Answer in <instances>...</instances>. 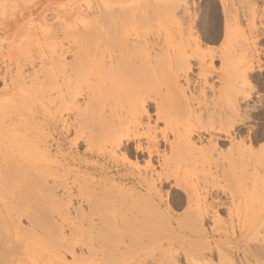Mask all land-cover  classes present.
Instances as JSON below:
<instances>
[{"label":"bare ground","instance_id":"1","mask_svg":"<svg viewBox=\"0 0 264 264\" xmlns=\"http://www.w3.org/2000/svg\"><path fill=\"white\" fill-rule=\"evenodd\" d=\"M6 1L7 0H0V28H2V31L4 32V34H1L2 40L4 39L6 47L11 51L12 55H17V57H20V58H26L30 55H33L32 56V59H33L35 58L34 54H32L33 45H34L33 43L35 40L32 39L28 43H25V39H23L25 32L29 30L30 22L32 21V24H34V26L40 25L39 27H41V31H38V32L42 39L50 38V37L54 38L55 33L53 29L45 30L44 23L42 22L43 20H27V19L28 18H31V19L39 18V16L43 12L49 9H52L54 11H59L63 14L64 11H66L67 9V2L66 0H14L16 3H18L14 6V8L16 9H14L13 11H10L9 13H6V10L9 9L8 6L13 5L12 3H9V2L6 3ZM8 1H13V0H8ZM72 1L74 2V3H71L73 4L72 8L70 9L69 12L64 14V17H65L64 20H66L69 23L59 22L61 29L64 33L63 35H64L65 42L61 40L52 41V39L50 40L53 43L48 41L50 45L52 44V47L50 49L51 53H48L49 55H51V57L49 56L50 58L47 59V60H50L48 61L50 64V67L48 66L49 72L44 71L47 69L46 67L47 65L43 66L45 67V69L43 67H40L41 68L40 70L41 72L44 71L47 74V73H50L49 68L51 69V73L49 75L52 74L51 76L52 78L47 76L49 78V83L47 84H51V85L50 87L48 85L47 88L48 87L50 88V93H52L54 97L51 98L52 94H50L51 95L49 96L50 102H51V99L52 100L62 99L61 102L65 100L68 102L66 103L67 106H65L66 109L68 110V114L70 115L74 114V116L78 114L82 117V118L78 117L81 120L79 119L80 121H77L76 123H69L70 121L68 120L66 130L64 131L66 132L68 131L67 133H69L70 130H73L76 135V138L74 137L75 143L77 142V139L80 138L81 142L85 144L86 152L90 158H95L96 161L100 159L104 161V164L100 166V169H97L95 165H92V167L90 166V168H92L91 170H93L88 173L90 176L107 174L105 164L107 163L109 164L111 162V157L113 153H114V168H117L118 165L116 164V159H115V154L117 151H123L122 155L123 154L131 155L135 157L136 159L138 157L141 158L142 156H147V161L145 162L144 168L141 170L137 169L138 171L137 175L136 174L134 175L132 172L128 173L132 175L131 176L132 180H135L139 184V186L144 187L143 188L144 195H141L139 192V195L141 196L137 195V193H136V196H132L131 195L132 191L127 192L128 193L127 196H131V200L136 201V203L144 202L143 204L144 207H146L145 204L147 205V209H146L148 210L147 214L143 215L140 213V217L133 216L134 219L133 218L130 219V216H129V219H130L129 222L124 223L125 221L123 220H121L120 222L122 225L124 224V226L122 227H126L129 224L131 226V230L134 231V234H135V235H132L133 245L126 247V249L132 247L131 250L127 249L128 251H131V253L130 252H127V253H130V254L133 253L132 255H134V258L132 260L133 262L131 263L148 264L147 260L149 259L150 264H180V261H184L186 264H203V262L206 260H208L209 263H210V260L212 262L213 257L217 256V259L218 260L220 259L219 261H221L222 259H227V262L229 261L228 263L232 264L231 263L232 259L230 257L229 258L231 260H229V258H225L226 256L225 253L226 252L228 253L229 247L228 248L226 247L227 250L224 248L225 249L224 251L222 248L223 246H221L220 243H218L217 245L216 243L215 245L214 244L212 245L211 241H209L208 239H209V236L215 237V238L216 236H221V234L217 230L219 229V225L222 221L217 214L220 211H226L228 213L230 220L234 216L237 217L235 219L237 221L235 225H237L240 231L243 229L245 230L247 228V223H245V221L242 219V216L246 217L247 215H249V211L252 208L250 196L246 197L250 195L248 192L249 188H248L246 181L250 179L249 177H251L250 175L252 173L249 172L250 170L248 168L250 165L248 164L250 163H247L248 161L246 162L245 160L246 156L244 155H247L246 153H247V150L249 149L247 148V150H245L247 146L244 147V145L242 144L243 142L242 143L239 142L237 144L231 142L232 140L231 139V136H232L231 128L233 127V125H236L235 128L237 130H240L241 129L240 126L243 125L244 120L246 119V116H245L246 112L244 111L246 102L245 104H243L244 103L243 101L250 99V95H253L251 94L252 89L254 90L253 88L254 86L249 85V82L247 80L248 79L247 75H248V72L255 71V69L259 71L260 69H262L261 67L262 65L260 63V58L258 57L259 52L257 51L256 45H253V48H256V51L258 53L256 51L253 52L250 50L249 42H247L246 40L248 37L246 39L243 38V40H238L235 34L234 33L232 34V32H230L231 30L230 29V20H231L230 17L232 16L235 17L237 12L240 11V13H242V15L247 19V20L246 19L244 20L248 21V19H250L252 22V23L248 22L250 24L249 37L251 34L255 38L256 33L258 32V29L261 28L262 33L260 32L259 35L262 34L263 35L262 40H264V23H261V21L264 20V0H220L222 10H223L222 13H224L222 15H224V18H225L224 24H223V32H222L224 39H223L222 45L218 49L212 50V51L209 50L210 52L200 51V45L202 44V42L199 43L193 37L194 32L198 33L196 31L199 29V25H201L202 21L177 20V21H160L157 23L155 22V20H142L140 21L141 22L140 23V22H136V20H107V19H110L111 16H113L114 17L113 19H115L117 16L122 15V12L125 14L126 12H130L131 9L133 8L132 6H134L135 4H137V2H140L141 0H94L97 7L101 8L100 9L101 14L99 10V13H97L98 15H95L93 20H89L85 16V14L82 13V5H81L82 1H85V2L87 1L86 0H72ZM146 1L147 3L149 2L148 4H150L151 2L152 3L154 2L153 0H146ZM159 1L167 2L168 0H159ZM185 1H188V0H185ZM170 3H173V2H170ZM151 5H152L151 7H153V4ZM186 6H187L186 4L182 3L183 12L180 13V15L181 14L183 16L186 15V14H183L187 12V10L185 9ZM236 6L238 8L240 7L239 8L240 10L237 11ZM154 7H155V4H154ZM165 7L167 8V10L170 9V8L168 9V6L166 4H165ZM258 7H260L261 9L259 12L260 14L262 13L263 17H261L259 12H257L259 9ZM157 8L158 7H156V9ZM188 9H190V7ZM112 10H114V12ZM95 12H97V10ZM109 12H111V14L113 13L114 14L111 15L110 18H107V16L110 15L108 14ZM256 12L259 14V15L257 14V16L261 17V18L259 17V20L263 18L259 22L261 24L260 25L258 24L259 26L257 27H256V24H254L255 21L253 22L254 17L256 16ZM232 13L233 15H231ZM242 15L239 16V13H238L237 16L239 17L237 16L236 17L243 18ZM102 16L106 20H102L103 19ZM185 17L186 16H184V19ZM192 17L194 19V16H191V18ZM228 18H230V20H227ZM208 21L211 24L210 30L208 31L211 36L210 38L211 40L216 41L218 40V37H220L219 36L221 33L220 29L214 28L212 26L214 23L212 24L211 20H208ZM142 27L145 29L149 28L151 30L152 39H155L156 41L155 44L158 47L157 51L159 50V53H155L156 49L155 51L153 50L154 54H157L159 56H165L168 66L171 65L170 66L171 68L169 67L170 69H168V67L166 68L161 67L162 68L161 69L158 66L159 64L158 65L156 64V66L151 65V63H153L152 62L153 60L157 58L160 59L157 56L155 59L153 58V60L151 59V56H149L151 59L148 61L149 64L147 60L145 61L143 59L148 56L147 53L149 52V46L147 45H149L150 42L147 43L145 39L146 37L141 36V34L143 33L137 30V28H141L142 30L143 29ZM35 30H37V27L35 28ZM238 30H241V29H238ZM199 33L201 34V32ZM76 34H79V37L82 36V39L84 37L85 39L95 38L96 39L95 41L102 40L101 43L99 42L101 47L98 45L100 47L99 49H101L100 51L103 50L102 49L103 41H104L103 44H105L106 42H107L106 44H108L110 41H111L110 42L111 44L112 42L114 43V54L111 52L113 54L112 55L109 52L110 55L114 57V60L112 58L109 60L107 59L108 61H110L109 65H112L114 63L112 65V68L114 70V73L115 72L117 73V74H114V84L111 83V85L114 86V95H113L114 97L113 99H111V100H114V103L111 102V105L114 104L113 107H111V105H106V106L104 105L103 100L105 99V97L103 99V97L101 98L100 96L102 95L104 96L105 93L101 94V92L105 88L100 92L99 90L101 89L98 90L99 86L98 87L95 86L96 88H92V89H95L94 91L95 93L93 91H86L85 92L86 94H83L86 96L87 101L82 99L84 100V103L82 101L83 104L80 102L82 106L78 104L79 100L77 101V99L80 98L82 94V93L81 94L79 93L80 89L78 90V92L69 91V94H68L67 91L71 88L72 85L69 86L70 88L67 90L68 88L67 82L69 80L68 77H69V74H71V71L73 73L74 61H77L76 63H78V57L80 56V51L82 53L81 55H83V52H86L84 51L85 49L81 46L83 44L80 45L82 50H79V48L78 50L74 49V47L75 48L79 47L78 43L81 42V43H84L85 46L87 45L86 47L85 46L84 47L88 51L90 50L89 46L91 44L89 42L87 44L85 42H82L84 41L82 39H81L82 41L78 42L75 37ZM209 34H208V37H209ZM35 35H36V32L34 36ZM246 36L247 35H245V37ZM61 37H62V34H61ZM85 41L87 42V40ZM150 41L152 42L151 39ZM241 41L242 43H239ZM46 43L47 42H45V44ZM63 44H65V46L67 47H65ZM111 44L109 45L111 46ZM63 46L65 48H63ZM95 46H97V44H95ZM150 46L152 47L153 45L150 44ZM105 47L107 48L109 46L105 45ZM151 47L150 49L152 50ZM103 48H104V45H103ZM94 49H91L92 53H94V51H97ZM71 51H72V56H71L72 58L70 61H66L69 57H66L67 59H65V56H66L65 54L69 52L71 53ZM142 51L146 53L144 54L143 52L144 54L143 56H141ZM100 53L102 55L103 51ZM85 55L83 56L84 60H82V57L80 56L81 59L79 60V65L76 66V70L78 67L77 71H80V69L84 66L83 65L80 68L81 66L80 61H82V63L85 62L86 63L85 66L91 65L92 62L88 61L89 59L87 58L88 59L87 60L86 57H89L91 59L92 57H90L89 54H88L89 56L86 55V57ZM105 55H108V54L106 53ZM151 55L153 54L151 53ZM104 57L107 58L108 56H104ZM149 57L146 59H149ZM105 58L103 61L101 57L100 58L97 57V59L100 62L98 66H101V69H103L102 67L105 64ZM173 60L175 62H173ZM156 61L157 60H155V63ZM214 61L219 62L218 69L214 68L213 66ZM4 62H5V59L0 58V64H3V66L2 65L0 66V82L3 83V86H6V78L8 74H10L9 73L10 70H8L10 64L9 62L7 63L6 62L4 63ZM159 62L162 63L161 61ZM192 62H194V64H196L198 68V72H199L198 77H197L198 83L194 81L193 78H191V75H192L191 73L193 69L191 65ZM172 63L173 64L175 63L174 64L175 68ZM7 65H9L8 68L6 67ZM105 65L107 67L109 66L107 64ZM17 66L19 67V65ZM150 66H154V69L155 67L160 68L159 69L160 78H159V75L156 74L158 73L159 70H157L156 68L155 69L157 70L156 72L153 69V67H150ZM107 67H104V69L106 68L107 70ZM42 68L44 69L43 71H42ZM109 68H108V71L111 69ZM82 70L83 68L81 69V71ZM98 70H100L99 67H98ZM14 71H16V69ZM14 71L13 73H15ZM81 71L78 72L80 74V76L78 74L77 76L78 78L74 76L73 79L75 80L70 81L71 83L74 84L73 85L74 87L72 86L73 88H77L76 87L77 85L75 84L77 83V80L80 79L79 77H81V75H84V74L86 75L89 72L87 68H86V73H84L85 70H83L82 71L83 73L81 74ZM18 73L16 74L20 77ZM34 73L36 74V72ZM101 73L105 74L106 71L102 72L101 70ZM101 73H100V76L102 75ZM15 75L14 77L16 80V77L18 78V76H15ZM156 75H158V77ZM92 76L97 77V79L99 80L98 75L95 76L93 74ZM155 76L156 78H158V80L161 79L163 83L161 84V86L163 85V87L161 88L159 87L158 90L155 84L154 86H152L151 84L148 85V82L149 81L151 82L150 79L154 78ZM212 76L215 77V80L218 83V86L215 88L213 85H208L209 83L207 84L208 79ZM30 77L32 78L31 74L29 75L28 78ZM36 77L34 76L33 78L36 79ZM82 78L83 77H81V79ZM44 79L45 81L47 80V78H44ZM50 79L52 80L51 83H50ZM97 79L95 80L98 81ZM146 79H147V83H146ZM108 80L111 82V79H108ZM143 80L145 81L144 83H146L147 86L149 87L151 86V87L148 89L147 88L145 89L142 84ZM9 81L12 84V81L11 80ZM14 82L16 83V81ZM36 82L42 83V81H37V80L35 81L33 80V82L30 81L32 85L34 83L38 84ZM258 82L261 83L262 79ZM99 84L100 82L99 83L97 82L96 85H99ZM196 84H199L198 88L195 86ZM262 84H260V86H262ZM68 85H70V83ZM111 85H110V88H108L109 86L106 87L105 91H108L109 89L111 91L113 89L111 88ZM156 85H159V84H156ZM34 86L35 85H33V87ZM247 86H250L248 87L250 89H247ZM5 88L6 89H4V91L11 90L9 85L6 86ZM162 88H164V91L161 90ZM206 88H208V90L213 93L212 95L215 96L212 99V100L215 99L213 101L214 103H212L215 106L214 107L212 105V107H214L213 109H209V107L205 105V102L207 100L206 91H205ZM96 89L100 92L99 95H98L99 92ZM194 89H197L199 92ZM246 89H247V92H246ZM197 92L199 93V95H197L198 94ZM107 94H105V96H107ZM44 95H45V92H44ZM145 103L149 106V108L153 110L152 113L149 112L150 110L148 111V109L147 110L145 109L144 107ZM57 104H55L57 106L56 108H58L59 106H60L59 108H63L62 106L66 105L65 103H63V105H59V104L57 105ZM242 104L244 105V107L242 106ZM58 109L56 110L58 111ZM74 119H77V117ZM74 119L72 118L71 121H73ZM143 119L146 120V121L144 120L145 124L142 123ZM151 122L153 123L152 124L153 126L150 125ZM160 123L162 124V127H158ZM138 129H141V131L143 130V132H137ZM201 133L208 136L207 137L208 139L206 140V142L209 143L207 144V146H209L208 148L207 146L197 147L198 145H196V142L193 140V138L196 137L197 141L201 143L203 140L202 139L203 135ZM225 142L230 143L229 144L230 146L226 150V153L225 152L222 153L223 150L220 151L221 153H219L218 151L217 153L216 152L217 145H220V144L222 145ZM132 144H133V148H132ZM161 146L167 149V151L165 150L163 154H160ZM162 150L164 151V149ZM212 151H214V153L217 156L216 159L213 158L214 160L212 159V155H214L212 154L213 153ZM249 152L251 151H248V153ZM153 158L157 160L156 163L159 166V172H155V169L152 167L151 162ZM3 159L6 160V157ZM7 159H8V162L7 161L6 162L10 165V167L8 165L7 166L8 168H7L6 165L4 164L6 168L0 170V200H3V202H5L6 200L10 198L9 196H15L17 197L15 202H17L18 200L19 202V203L17 202L18 205L19 204L22 205L21 203L28 202L31 204L30 205L27 203L28 206L30 205L31 206L30 208L32 207L34 208V206H32L33 205L32 202L33 200L34 202L36 201L35 199L37 197V194H42L48 197L50 195L52 198L56 197L55 193H52V189L49 187H45L46 192H44V190L39 189L37 185L39 183L38 182L39 179L36 181L37 175L33 170H28L27 172L22 170L24 171V173H26L25 175H23L24 173H22L21 170L18 168L22 167V169H24V167L17 166L18 170L13 169L15 165L13 163H10V161H12L10 158H7ZM92 163L93 162H91L90 164ZM198 163L201 167V169L199 168L200 173L199 172L197 173ZM128 165L129 164L127 161V166ZM182 167L184 168L183 172L181 170ZM212 167L214 168V170L213 169L211 170ZM252 170L251 171L253 173H257V170L263 171L264 169L261 170L259 167L256 166V167H253ZM116 171L117 169L114 172V180L116 178L131 179L129 177L130 175H127V174L119 175L117 174ZM256 175L252 177L255 178ZM263 175H257V177L259 176L260 178ZM196 177H200L202 179L200 180V182L203 181V179H206L207 177H211L210 180L208 178L209 180L208 182L211 184L204 186L203 189L201 188L202 192L200 191L198 187H194L193 183L191 184V186H188L187 189L184 188L187 194V198H186L188 199L187 203H189L188 210L182 215L178 217L176 216V218H173V216L169 215V211L167 210L168 213L165 214L163 218L162 215L160 214L162 211L159 209L160 207L158 206L160 201L158 200L159 202L158 204H156L155 201L157 199L154 201V199H152L153 197H151V193L154 190V189L152 190L151 188H155L154 182L157 181L159 183H162L163 181L166 182L169 180L171 181L173 180L175 183L173 184L175 186L177 185L178 187L179 186L182 187L183 185L186 184L185 181L187 180L194 181ZM41 178L44 179L45 177L40 176V179ZM220 178L224 180L223 182L225 183L226 181L231 180L230 181L231 186H229L227 183H226L227 185H225L224 183L220 184V181L218 180ZM212 179L214 183L216 181H218V183L212 184L213 182V181L211 182ZM18 180L19 182L17 183ZM39 185H41V183ZM83 190L88 192L87 188ZM253 190H254V187L251 188V192H253ZM124 193L126 195V192ZM108 194L109 193L107 192V190L99 186V187H94L91 193L88 192L85 197L81 196L84 203H86V206L88 205L87 209H90V210L92 209V211L96 210L97 212H99V214H97L98 215L97 222L93 223V225H95L94 227L97 228V234H100V236L96 234V236H98L99 238L101 236L104 237L103 235H105L106 232H110V233L111 231L113 232L114 226L116 223L114 222L115 221L114 211H112L111 207H108V203L106 202ZM219 194L223 196L226 195L227 201L222 200L221 197H219ZM152 196L154 195L152 194ZM33 197L35 199L32 200ZM9 200L11 201L12 198H10ZM55 201L56 200H53V202ZM56 204H57L56 206H58V203ZM3 205L5 206V204ZM11 206L13 207V205ZM36 206L37 205H35V208ZM47 206L49 205H46L45 209L47 208ZM9 207L5 206V209H9ZM12 207L10 209H12ZM80 209H78V211ZM36 210H38V216L40 214L43 215V221H45L46 217H44V215L47 214L48 211H43L42 213L43 208H41V206L36 208L35 212ZM3 212L4 211L0 208V222H2ZM74 212L77 213V210H75ZM78 213L81 217L85 216L83 215L84 213L81 211H79ZM135 213L137 214V212ZM29 214L33 215L34 213L32 212L30 213L29 211ZM162 214H164V212ZM26 217H28V215ZM50 218L49 220H52V218L51 219ZM27 219H30V218L28 217ZM32 219L35 222L37 221V219L35 220L34 217ZM208 219L211 220V226L205 227L206 225L205 222ZM49 220L45 221L47 223L46 227L48 228V231L52 233V234L51 233L48 234V237H51V235L57 237L58 231L61 233L60 227L59 225H56V223L53 222V220L52 221H49ZM29 221L31 222V220ZM91 222L88 224L91 225L92 224ZM31 224L35 225L34 223H31ZM121 224L119 225L121 226ZM35 228L37 227L35 226ZM138 230H140L141 232H147V233L146 234L140 233ZM98 231L100 233H98ZM150 231L154 233H151ZM157 231L159 232L158 235H160V238L156 237L158 233ZM103 232H105V234H103ZM233 232L234 231L232 230V233ZM111 234L114 235V233H111ZM161 234L165 241L164 243L161 242L163 248L158 249L159 250L158 251L157 248L154 246V244L152 245L151 243H154L153 240H155L154 239L155 237L159 238V240H162L163 238L161 237ZM241 234H242V231H241ZM238 235L240 236V233ZM53 236L51 238H53ZM57 238H59V236ZM100 239H104V238H100ZM128 239L129 241H132L130 240V238ZM231 239L233 240L234 237H231ZM144 240H146L145 242L148 245H145L144 242L142 244V241ZM256 242H257V239H256ZM0 243H1L0 249H2L1 240H0ZM108 243H110L111 245V242H108ZM257 244L256 245L258 247L259 245L261 246L262 243L261 244L257 243ZM260 246L258 248L255 246L256 248L253 250L250 249L251 251L248 252V254L244 253L246 254L244 256H246L247 258H251V259L254 258L253 261L255 260V262L258 264L260 256L262 258L264 257V255L262 254V251L264 250ZM4 250L5 248H3L1 251H4ZM237 251L238 249L234 252L236 253ZM248 251H249V247H248ZM116 252L119 253V250ZM156 253H158V256L156 255ZM229 253H230V250H229ZM231 253H232V250H231ZM142 255L143 257H141ZM115 262L114 264H116ZM225 262L226 261L224 260V263ZM120 263H123V261L121 260Z\"/></svg>","mask_w":264,"mask_h":264},{"label":"rangeland","instance_id":"2","mask_svg":"<svg viewBox=\"0 0 264 264\" xmlns=\"http://www.w3.org/2000/svg\"><path fill=\"white\" fill-rule=\"evenodd\" d=\"M86 1L87 2H85V1L81 2L82 13L85 14V16L89 20H93L95 15H98L97 13H99V10L101 8L97 7L94 0H86ZM153 1H154L153 3L151 2L150 4H148L149 2L147 3L146 0L145 1L141 0L140 2H137V4H135L133 6V8L131 9L130 12H126V14L122 12V15L123 14L124 15L123 16L119 15L115 19H113L114 17L111 16L114 14L113 13L114 10H112L113 14H111V12H109L108 14H110V15H108L107 18H110V16H111V18L107 19V20H136V22H140L142 20H155V22H157V23L160 21L199 20V21H202L201 25H199V29L196 31L198 33H195L194 32L195 30L193 31L195 33V34L193 33V37L199 43L202 42V44L200 45V51L210 52L212 50L218 49L222 45V42L224 39L222 32H223V24H224L225 18H224V15H222L224 13H222L223 10H222L220 0H188V1H185V0H173V1L168 0L167 2L159 1V0H153ZM7 2L12 3L13 5L8 6L9 9L6 10V13H9L10 11H13L14 9H16V8H14V6L18 3H16L14 0L13 1L7 0L6 3ZM23 2H22V4H23ZM66 2H67V9H66V11H64L63 14L59 11H54L52 9H49V10L43 12L39 16V18H36V19L35 18L34 19L28 18L27 19V20H43L44 19L42 22L44 23L45 30H47V29L52 30L53 29V31L55 33L54 38L53 37L44 38L45 39V41H44V39L41 38V36L39 35V32H38V31H41V27H39L40 25L34 26V24H32V21L30 22L29 30L27 32H25L23 39H25V43H28L32 39L35 40L33 43L34 45H33V52H32V54H34L35 58H33V59H32L33 55H30L31 58H30V56H28L26 58H20V57H17V55H12L11 51L6 47L4 39L2 40L1 34H4V32L2 31V28H0V58H4L5 62L6 63L9 62V64H10V66L9 65L6 66L7 68L9 66L8 70H10L9 71L10 74H8V76L6 78V86L9 85V87L11 88L10 91L9 90L4 91V89H6L5 88L6 86H3V83L0 82V160L2 159L0 161L1 162L0 164H2V165H0V170L6 168L9 165L7 163L8 162L7 158H10L12 160V161H10V163H13L15 165V167H13V169H17V166L18 167L23 166L24 169H22V167L18 168L21 170L22 173H24V171L27 172L28 170H33L37 175L36 181L39 179V181H38L39 183L37 184L39 189L44 190V192H46L45 187H49L52 189V193H55V196H56L55 197L56 199L52 198L49 195L51 192L49 194H47V195H49V197L42 195V194H37L36 199L34 197L32 198V200L33 199L36 200L35 201L36 203L34 202V200H33V202L31 201L33 204L32 206H34V208L33 207L30 208L31 204L28 202L27 203L30 204L29 206L26 202L21 203L22 202L21 200H20L21 201L20 203L22 205L19 204L20 205L19 206L18 200H17L18 203L15 202L17 199V197H15V196H9L10 198H12L11 201L9 200L10 198L8 199L9 201L6 200L5 202H3V200H0V208L4 211L2 214V222H0V240L2 242L1 248L2 249L5 248V250H4L5 252L1 251L2 249H0V251H1L0 252V258L2 260V261L0 260L1 261L0 264H3V263L4 264L5 263L6 264H110V263L114 264L115 261H116L115 262L116 264H125V263L133 264L131 262H133L132 260L134 258V255H132L133 253L130 254L131 251H128V250H131L132 247L127 248L128 250L126 249V247L133 245L132 235H135V234H134V231L131 230V226L129 224L128 225L130 227L128 225H127L128 227L127 226L122 227V226H124V224L122 225L120 222H121V220H123V221H125L124 223H127L130 221L131 218L134 219L133 216H139L140 217V213L143 215L147 214V211H148V210H146L147 205L145 204L146 207H144V205H143L144 202L143 203L142 202L136 203V201L131 200V196H127L128 195L127 192H131V191H132L131 192L132 196H136V193H137V195H139V192L141 195H144V192H143L144 187L139 186V184L135 180H132V178H131L132 175H130L128 173L132 172L134 175L135 174L137 175V173H138L137 169L141 170L144 168L145 162L147 161V156H142L141 158L138 157L139 159L138 158L136 159L135 157H133L131 155H127V154L122 155L123 151H117L115 154L116 164L118 165V167H120L122 169H120L118 167L114 168V153H113L112 157H111V162H113V163L110 162L109 164L108 163L105 164L107 174L90 176L88 173L93 171V170H91L92 168H90V166L92 167V165H95V167L97 169H100V166L104 164V161H102L101 159L96 161L95 158H90L86 152L85 144L83 142H81V139L78 138L77 142L75 143L74 137L76 138V135H75L73 130H70L69 133H67L68 131L67 132L64 131V130H66L68 120L70 121L69 123H76L77 121H80L81 120L80 118H82V117L80 115L76 114L75 116L77 117V119H74V118H76L74 116V114H72V115L68 114V110L65 107V106H67L66 103H68V102L65 100H63V102H61L62 99H53V100L51 99V102H50L49 96H51L50 94H52V93H50L49 87L51 84H47V83H49L48 77H51L52 74L49 75L51 73L50 68H49L50 73H47L48 75L44 71L47 72L48 66L50 67V64L48 62L50 60H47V59H49L51 57V55H49L48 53H51L50 49L52 47V44L50 45L49 42L53 43L52 41H59V40L65 42L64 35H63L64 33L61 29L59 22H67L66 20H64L65 19L64 14L70 11V9L73 6V4H71V3H74L72 0H66ZM170 2H173V3H170ZM182 3L187 5L185 8L187 10V12L183 13V14H186V15H184V16H186L185 19H184V16L182 14H181L182 16L180 15V13L183 12ZM193 3H194V5H193ZM151 4H153V7H151L152 6ZM154 4H155V7H154ZM165 4L168 6V9L170 8L169 10H167V8L165 7ZM180 5H181V7H180ZM188 6L190 7V9H188L189 8ZM137 7H139V8L136 9ZM156 7H158L157 8L158 10L156 9ZM239 8L237 7V11L240 10ZM258 8L259 9L257 12H259L261 10L260 7H258ZM93 10H95V11L97 10V12H95ZM188 11H190V12H188ZM257 12H256V16L254 17V20H253V22L255 21L254 24H256V27L259 26L261 23H264V20H262L263 18L261 19L262 21L259 20L260 16H257V14H258ZM238 13H239V16L242 15V13H240V11H239V12H237L236 16L238 15ZM100 14H101V10H100ZM259 14H260V12H259ZM231 15H233V13ZM260 15H261V17H263L262 13ZM191 16H194V19H193V17L191 18ZM239 16H237V17H239ZM181 17H183V18H181ZM232 17H234V16H232ZM232 17H230L231 20H230V18L227 19V20H230V29H231L230 32H232V34L234 33L238 40H243V38L246 39L247 37L249 38V39L247 38L246 40H247V42H249L250 50L255 52L256 48H257V51L259 53L257 51L256 52L259 55L258 57L260 58V63L262 65L261 66L262 69H260L259 71L257 69H255V71L248 72V75H247L248 76L247 80L249 82V85L254 86L253 87L254 90L252 89L251 94H253V95H250V99L243 101L244 102L243 104H245V102H246L245 107L242 104V106L245 108L244 111L246 112L245 113L246 119L244 120L243 125L240 126L241 127L240 130H237L235 128L236 125H233V127L231 128V130H232L231 139L233 140V141L231 140V142L236 143V144L239 142H241V143L243 142L242 144L244 145V147L247 146L245 150H247V148L249 149V150H247V153H246L247 155H244V156H246L245 157L246 162L248 161L247 163H250L248 165L251 166V167L249 166V168H248L250 170L249 172L252 173L250 175L251 177H249L250 179H248L246 181L248 188H249L248 192L250 194L246 197L250 196L252 208L249 211V215H247L246 217L242 216V219L245 221V223H247V228L245 230L244 229L241 230L242 234H241V231L238 229L237 225H235V223L237 222L235 219L237 217L234 216L230 220L228 213L226 211L218 212L217 214L222 221L220 223L221 227L219 225V229H217V228L216 229L221 234V236H216V238L209 236L208 240L211 241L212 245L213 244L215 245V243H216V245L218 243H220V245L223 246L222 248L224 251H225L226 247L227 248L229 247L228 253L227 252L225 253L226 254L225 258L230 257L232 260L230 258H229V260H231L232 264H257L255 262V260L253 261L254 258L253 259L247 258L246 256H244V255H246L244 253L248 254V252L255 249L258 245L257 243H259V244L264 243V175H263L264 174L263 173L264 172V170H263L264 169V86L263 85L264 84H262V83H264V66H263L264 65V40H262L263 35L262 34L259 35V33L262 31L261 28H259L260 30L258 29V32H257L258 34L256 33L255 38L251 34L249 37V26H250V24L248 22H251L250 19H248V21H246L247 19L244 16H243V18L242 17L232 18ZM102 18H103V16H102ZM105 18H106V16H105ZM2 19H3V17H2ZM244 19H246V20H244ZM102 20H106V19L103 18ZM208 20H211L212 24L214 23L212 26L214 28H219L220 32L222 33V34L220 33V35H219L220 37H218V40H216V41H213L210 38L211 36H210L208 31L210 30L211 24L209 23ZM260 21H261V23H259ZM67 23H69V22H67ZM34 27L35 28L37 27V30H35ZM238 29H241V30H238ZM137 30L139 32L143 33V34H141V36L146 37L145 39H146L147 43L150 42L149 45H147V46H149V52L147 53L148 56L147 57L145 56V57L148 58L149 56H151V59L153 60V58L155 59L157 56L160 59L157 58L155 60H157L158 62L159 61L162 62V63H160V62L158 63L156 61V63H155V60H153L152 61L153 63L150 62L151 65L156 66V64L157 65L159 64L158 66L160 68L161 67L162 68L168 67V69H170L171 65L168 66L165 56H159L157 54H154L155 49L157 51L158 47L155 44V42H156L155 39H152L151 30L149 28L148 29L143 28L142 30H141V28H137ZM35 32H36V35L34 36ZM199 32H201V34ZM237 32H239V33H237ZM243 32L244 33L246 32V33L244 34ZM61 34H62V37H61ZM208 34H209V37H208ZM245 35H247V36L245 37ZM75 37H76V40L78 42L84 40L82 42H85L86 44L88 42L91 43L89 46L90 50H88V51L85 48L87 45L85 46L84 43H81V42L78 43L79 47H76V48L74 47V49L78 50V48H79V50H82L80 45L83 44L81 46L85 49V50L84 49L83 50L86 52H83V55H81L82 53L80 51V56L82 57V60H84L83 56L85 54L86 55L89 54L90 57H92V59H91L89 57H86V55H85L86 59L88 58L89 60L88 59L87 60L92 62L90 66H88V65L85 66L86 63L85 62L82 63V61H80V63H81L80 68L84 65L82 67L83 70H85L84 73H86V68H87V70L89 71L88 74L81 75V77H83V78L81 79V77H79L80 79L77 80V83L75 82L76 83L75 85H77L76 86L77 88H73L74 84L71 83L70 81L71 80L74 81L75 80V79H73L74 76L77 77L79 74L78 72H80L82 69L81 68L80 71H77L78 70V67H77V70H76V66L79 65V60L81 59V57L79 56L78 57V63H76L77 61H74V70H73V73L71 71V74H69V77H68L69 80L67 82L68 84L70 83V85L67 84V87H68L67 90L70 88L69 86H71V85L73 86V87L71 86V88L67 91L68 94H69V91H77L78 92V90L80 89L79 93L80 94L82 93V94H81L80 98L77 99V101L79 100L78 104H80V102L82 103V101L84 103V100L87 101L86 96L83 95V94H86L85 93L86 91H93L94 92L95 89H92V88H96L98 86H99L98 90L101 89V90H99L100 92L104 88L106 89V87H108V86H109L108 88H110L111 83L114 84V74H117V73L116 72L114 73V70L112 68V65L114 63L112 65H109L110 61H108L111 58L114 60V57L110 55L111 52L114 54V43L113 42H112V44H113L112 45L110 43L111 41L108 44H106L107 42L105 44H103L104 43V41H103V43H102V49H103L102 55L103 56H102L100 53L102 51H100L101 49H99L101 47L100 43L102 40L101 41L100 40L95 41L96 40L95 38H90V39H92V40H90L87 38L85 39L84 37L82 39V36L79 37V34H76ZM79 38H80V40H79ZM50 39H52V41ZM150 39L152 40V42L150 41ZM85 40H87V42ZM45 42H47V43L45 44ZM94 42H96V43H94ZM239 43H242V41ZM35 44L38 46H36ZM65 44H63V45L65 46ZM95 44H97V46H95ZM109 44H111V46H113V47H111ZM150 44H152L155 47H153V46L151 47ZM103 45H104V48H103ZM105 45L106 46L108 45L110 48L109 47L106 48ZM253 45H256V48H253ZM64 46H63V48L67 47V46H65V47ZM150 47L152 48V50L150 49ZM251 47L253 50L251 49ZM91 49H94L97 51H94V53H92ZM72 51H71V53L69 52V53L65 54L66 55L65 59H67L66 57H69L66 61L71 60ZM156 51H155V53H159V50L157 52ZM143 52L144 51H142V54L140 52L141 56L146 54L145 52L143 54ZM106 53L108 55H105ZM151 53L154 55V57H153V55H151ZM93 55L94 56L96 55L95 56L96 58ZM104 56H108L110 58H108V57L105 58ZM97 57L98 58L101 57V59H103V61L105 58V64L109 65L111 69L109 68V66L107 67L104 64V62H103V64L105 66L103 65V67H102L103 69H101V66H98L100 64V62L97 59ZM146 58H143V59L145 61L147 60V62L149 60H151L150 57H149V59H146ZM37 60H39V61H37ZM106 62H108V63H106ZM173 62H175V61L173 60ZM148 64H149V62H148ZM174 64H173V66H174ZM1 65L3 66V64H0V66ZM17 65H19V67ZM38 65H39V67H38ZM44 65L45 66L47 65L46 70H44L45 69V67H43ZM191 65L193 67L192 73H191L192 74L191 78H193L194 81L197 82L198 81L197 77H198V73H199L198 68H197L196 64H194V62H192ZM154 66H150V67H153V69H154ZM213 66L215 69H218L219 62L214 61ZM40 67L44 68V69L42 68V71L44 70L43 72H41ZM98 67L100 70H98ZM104 67H107V70H106V68L104 69ZM159 67H155V69L157 68V70H159L160 69ZM17 68H19V69H17ZM108 68L110 69L109 70L110 72L108 71ZM174 68H175V66H174ZM15 69L17 72L14 71ZM38 69H39V71H38ZM101 70H102V72L106 71V73L102 74ZM157 70H155V71L157 72ZM13 71L15 73H13ZM82 71H81V74L83 73ZM34 72H36V74ZM75 72H77V73H75ZM159 72H160V70L156 74H158L159 78H160ZM16 73H18L20 75V77ZM100 73L102 74L101 75L102 78L100 76ZM30 74L32 75V78L31 77L28 78ZM90 74H92V75L94 74L95 76L98 75L99 80L97 79V77H94ZM9 75H10V77H9ZM14 75L18 76V78L16 77V80H15ZM33 75L35 77L37 76L36 79L33 78L34 77ZM158 75H156V76L158 77ZM79 76H80V74H79ZM156 76L154 78L150 79L151 82L149 81L148 85L151 84L152 86H154V84H155V86H157L156 88L158 90L159 87L160 88L163 87V85L161 86V84H163V83H162L161 79L158 80V78H156ZM87 77H88V79H87ZM37 78L38 79L41 78V79L38 80ZM44 78H47V80H46L47 82L45 81ZM258 78L260 80L262 79L261 83L258 82V81H260ZM25 79H27V80H25ZM31 79H33L34 81L35 80L42 81V83L36 82L38 84L34 83L33 85H35V86L33 87L32 83H30V81L33 82V80H31ZM95 79H97L98 81H96ZM108 79H111V82ZM9 80L12 81V84L10 83ZM14 81H16V83ZM51 81L52 80L50 79V83H51ZM97 82L98 83L100 82V84L96 85ZM144 82L145 81L143 80L142 84H143V87L145 89L146 88L148 89L151 87V86L150 87L147 86V84H146L147 79H146V83H144ZM39 84H41V85H39ZM156 84H159V85H156ZM207 84L213 85L214 88L218 86V83L215 80V77H213V76L208 79ZM260 84H262V86H260ZM16 85H17V87H16ZM48 85H49V87L47 88ZM92 85H94V86H92ZM145 85H146V87H145ZM112 86L113 85H111V88H113V89L111 91H113V92H111L110 89L108 91H105V89H104L103 90L104 92L103 91L101 92V94L102 93L103 94L108 93L107 96H105V94H104V96L103 95L100 96L101 98L103 97V99L105 97L106 101H105V99L103 100L105 106L111 105V102L114 103V100H111L114 97L113 96L114 95V86L113 87ZM195 86L198 88L199 84H196ZM250 86H247V89H250V88H248ZM38 87L39 88L41 87L42 89L41 88L39 89ZM81 89L83 92L81 91ZM152 89H154V88H152ZM247 89H246V92H247ZM161 90L164 91V88H162ZM194 90L198 91L197 89H194ZM205 91H206V98H207L205 105L207 107H209V109H213L215 106L212 103H214L213 101L215 99L214 100H212V99L215 96L212 95L213 93L211 91H209L208 88H206ZM44 92H45V95H44ZM47 92H48V94H47ZM100 92L98 93V95L100 94ZM82 95L85 97H83ZM197 95H199V93ZM52 97H54L53 94H52L51 98ZM106 97H108V98H106ZM82 99H84V100H82ZM108 99H109V101L111 100L110 103H109ZM57 103L59 105H63V103H65L66 105H63L62 106L63 108H59L60 107L59 106L58 107L59 109H58V108H56L57 106L55 105ZM82 104H80V105L82 106ZM212 105L214 107H212ZM113 106H114V104L111 105V107H113ZM144 107L146 110L147 109H148V111L150 110L149 111L150 113L153 112V110L151 108H149V106L146 103H145ZM56 109H58V111ZM69 115L74 119L73 121H71L72 118ZM78 117H80V118H78ZM55 120H57L58 122ZM65 120H67V121H65ZM144 120L145 119H143V122H142L143 124H145V121H146V120L145 121ZM62 123H64V124H62ZM78 123H80V122H78ZM152 124L153 123L151 122L150 125L153 126ZM158 127H162V124L160 123L158 125ZM12 128L15 130H13ZM137 132H143V130L141 131V129H138ZM201 134L203 135V138H202L203 140L201 143H199L197 141L196 137L193 138V140L196 142V145H198L197 147H204V146L206 147L207 144H209L206 142V140L208 139L207 138L208 136L203 134V133H201ZM77 143H79V144H77ZM202 144H204V145H202ZM229 144H230L229 142H225L222 145L221 144L217 145L216 152L218 151L219 153H221L220 151L223 150L222 153L223 152L226 153V150L230 146ZM208 147L209 146H207V148ZM132 148H133V144H132ZM250 148H251V150H250ZM162 149H164V151ZM165 150L167 151V149L165 147L161 146L160 147V151H161L160 154H163L165 152ZM248 151H251V152L248 153ZM212 152H213L212 154H214V155H212V159L213 158L216 159L217 158L216 154L214 153V151H212ZM2 156H4V157H2ZM5 157H6V160L3 159ZM134 158H135V160H134ZM117 159H118V161H117ZM122 159H124V160H122ZM3 161H4V163H3ZM119 161L121 163L122 162H124V163L121 164ZM127 161L129 164L128 166H127ZM91 162H93V163L90 164ZM156 162H157V160H155L153 158L151 164H152V167L155 169V172H159V166L157 165ZM4 164L6 165V167ZM12 165H11V167H12ZM256 166L259 167L263 171L257 170V173H253L252 169H253V167H256ZM9 167H10V165H9ZM197 167H198V169H197V173H198L201 169L199 163H198ZM116 169H117V171H116L117 174H119V175H126V174L130 175L129 177L131 179L116 178L114 180V172ZM212 169L214 170L213 167L211 168V170ZM22 170H24V171H22ZM181 170L183 172L184 168L182 167ZM25 174L26 173H24L23 175H25ZM254 174L255 175L256 174L257 175H263V176H261L259 178V176L257 177V175H256L257 178L255 177L256 178L255 179V178H253L255 176ZM40 176L45 177V178L40 179ZM208 178L210 180L211 177H207L206 179H203V181H201V182H200V180H202V179L200 177H196V179H194V181L191 180L192 182L190 180H187V181H185L186 184L183 185L182 187L181 186L178 187L177 185L175 186L174 185L175 183L173 180L172 181L169 180L170 182L169 181H166V182L163 181L162 183L155 181L154 182L155 188L150 187L152 190L154 189L151 193V197H153L152 199H154V201L157 199L155 201L156 204H158V202L160 201L158 204V206L160 208L159 207L158 208L162 211L160 213L162 215V217L165 216V214H167L168 211H169V215L173 216V218H176V216L178 217V216L182 215L183 213H185L189 208V205H188L189 203H187L188 199H186L187 194H186L184 188L187 189L188 186H191V184L193 183L194 187H198L200 189V191L202 192V189L204 186L211 184L208 182L209 181ZM197 179H199V180H197ZM218 180L220 181V184L224 183L225 185L228 184L229 186H231V182H230L231 180L230 181L228 180L230 182V184L228 181H226V183H227L226 184L225 182H223L224 180H222L221 178ZM212 181H213V179L211 180V182ZM18 182H19V180L17 181V183ZM40 183H41V185H39ZM213 183H214V181L212 182V184ZM216 183H218V181H216L214 184H216ZM99 186L101 188H104L105 190H107V192L109 193L107 196L106 202L108 203V207H111L112 211H114V220H115L114 222H116L115 226H114V231L113 232L111 231V233H114V235H112L110 232H106V234H105V232H103V234H105V235H103L104 237L101 236L100 238H104V239H100L98 236H96L97 228H95L94 227L95 225H93V223L97 222V217H98L97 214H99V212H97L95 210L96 211V213H95V211H92V209L91 210L87 209L88 205L86 206V203H84L83 199L81 198V196L85 197L88 192L91 193V191L94 187H99ZM252 187H254L253 192H251ZM86 188H87L88 192L83 190ZM155 190H157V191H155ZM124 192H126V195ZM152 194L155 197L152 196ZM129 195H130V193H129ZM141 195H139V196H141ZM219 197H221L222 200L227 201L226 195L223 196V195L219 194ZM53 200H56L57 202L56 201L53 202ZM38 202L40 203V205ZM56 203H58V206H56L57 205ZM166 203H168V204H166ZM3 204H5V206H8V207L13 205V207L11 206L12 209H10L11 207H9V209H5V206ZM34 204L37 205L38 207L41 206V208H43L42 213H43V211H48L49 214L47 213L44 215V217H46L45 221H48L49 218L51 217L53 222H55L56 225H59L60 231H61V233L58 231L57 237L59 236V238H57L56 236H53V235H51V237L53 236V238L48 237V234H50L51 232L48 231V228L46 227L47 223L45 221H43V215H41L39 213L40 215L38 216V210H36L37 213L35 212V209L38 207L36 206V208H35ZM46 205H49L46 208L47 210L45 209ZM56 208H58V209H56ZM77 208L78 209L81 208L79 211L83 212L84 213L83 215H85V216L82 215L83 217H81L78 213L79 211ZM75 210H77V213L74 212ZM29 211H30V213L32 212L34 214L30 215ZM112 211H110V212H112ZM135 212H137V214ZM163 212H164V214H162ZM128 214H130V215H128ZM27 215L30 219H27L28 218V217H26ZM35 215H36V217H35ZM40 216L42 219L40 218ZM48 216H50V217H48ZM129 216H130V219H129ZM33 217L35 220L37 219L36 222L33 221V219H32ZM29 220H31V222ZM52 220H49V221H52ZM131 221H133V220H131ZM90 222L92 223L91 224L92 226L90 224H88ZM31 223H34L35 225H32ZM205 223H206L205 227L211 226V220L208 219ZM29 224H30V226H29ZM119 224H121V226ZM35 226L37 228H35ZM43 226H45V227H43ZM232 230L234 231L233 233H232ZM138 231L140 233H145V234L147 233V232H141L140 230H138ZM150 232L154 233L152 231H150ZM98 233H100V232L98 231ZM239 233H240V236L238 235ZM59 234H61V235H59ZM158 234H159V232L157 233L156 237L160 238V235H158ZM97 235L100 236V234H97ZM108 236L111 238H109ZM257 236L260 239H258ZM156 237L154 238L155 240H153L154 243H151V244L152 245L154 244V246L157 248V250L162 249L163 248L162 243H164L165 240H164L162 234H161V237L163 238L162 240H159V238H156ZM231 237H234V239L232 240ZM56 238H57V240H56ZM128 238H130V240H132V241H129ZM108 239H110V240H108ZM215 239L216 240L219 239V240L216 241ZM256 239H257V242H256ZM107 241L111 242L112 246ZM145 241L146 240L142 241V244L144 242L145 245H148ZM130 243H132V244H130ZM155 243H156V245H155ZM151 244H150V246H151ZM262 244H261V246L260 245L259 246L262 247V249L264 250V248H263L264 244H263V246H262ZM25 245H26V247H25ZM246 247H247V249H246ZM248 247H249V251H248ZM237 249H238V251L235 253L234 251H236ZM115 250L116 251L119 250V253H117ZM123 250L126 252H124ZM229 250H230V253H229ZM231 250H232V253H231ZM127 252H130V253H127ZM263 252L264 251H262V254L264 255ZM156 255L158 256V253H156ZM141 257H143V255ZM261 258L262 257L260 256L258 264H264V257L262 259ZM119 260H120V262L122 260L123 263H120ZM219 260L217 259V256H214L212 262L210 260V263H209L208 260H206L203 262V264H227L229 262V261L227 262V259H222L221 261H219ZM224 260L227 263L226 262L224 263ZM149 262L150 261L148 259L147 263L150 264ZM180 264H186V263L184 261H180Z\"/></svg>","mask_w":264,"mask_h":264},{"label":"crops","instance_id":"3","mask_svg":"<svg viewBox=\"0 0 264 264\" xmlns=\"http://www.w3.org/2000/svg\"><path fill=\"white\" fill-rule=\"evenodd\" d=\"M133 7V6H132ZM139 7H137L136 9H138ZM44 20V19H43Z\"/></svg>","mask_w":264,"mask_h":264}]
</instances>
